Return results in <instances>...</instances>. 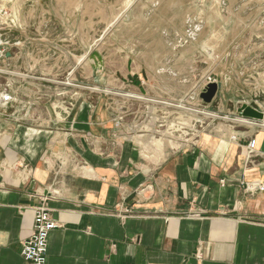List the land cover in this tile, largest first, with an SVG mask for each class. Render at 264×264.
Returning <instances> with one entry per match:
<instances>
[{"label":"crops","instance_id":"crops-1","mask_svg":"<svg viewBox=\"0 0 264 264\" xmlns=\"http://www.w3.org/2000/svg\"><path fill=\"white\" fill-rule=\"evenodd\" d=\"M55 5L27 68L13 52L1 61L15 103L0 111V264H27L39 207L59 225L47 264H264V192L244 189L264 177V118L237 114L246 104L264 115V101L165 135L163 78L179 51L165 52L158 29L79 38V0Z\"/></svg>","mask_w":264,"mask_h":264},{"label":"rangeland","instance_id":"rangeland-1","mask_svg":"<svg viewBox=\"0 0 264 264\" xmlns=\"http://www.w3.org/2000/svg\"><path fill=\"white\" fill-rule=\"evenodd\" d=\"M55 1L0 0V67L8 51L13 52L8 59L13 56L22 71L27 68L33 42L42 45L50 30L45 20L49 9L56 8ZM100 9L107 18L99 17ZM153 15L156 21H151ZM83 22L79 38L104 32L100 40L107 42L109 32L124 36L158 29L165 52L179 51L173 59L175 73H165L163 78L161 101L169 104L165 112L174 114L173 120L163 123L164 134L168 129L181 134L199 131L202 125L218 126L225 117L218 110L221 107L226 111L242 102L264 101V0H79L80 29ZM52 28L59 32L57 26ZM36 60L43 61L42 57ZM81 76L79 86L86 87ZM209 78L221 86L219 101L209 104L211 111L205 110L208 105L199 98Z\"/></svg>","mask_w":264,"mask_h":264},{"label":"built area","instance_id":"built-area-1","mask_svg":"<svg viewBox=\"0 0 264 264\" xmlns=\"http://www.w3.org/2000/svg\"><path fill=\"white\" fill-rule=\"evenodd\" d=\"M3 57V51L0 50V58ZM1 74V69H0ZM212 83L210 78L207 84ZM11 103H15L12 96L7 90L0 88V111L7 109ZM255 148V140L250 139L247 144V153L253 154ZM244 189L247 193H263L264 177L260 180L244 183ZM59 225L49 215L47 209L39 207L35 210L32 232L30 236L22 243L21 256L27 264H47V240L51 231L57 229Z\"/></svg>","mask_w":264,"mask_h":264},{"label":"water","instance_id":"water-1","mask_svg":"<svg viewBox=\"0 0 264 264\" xmlns=\"http://www.w3.org/2000/svg\"><path fill=\"white\" fill-rule=\"evenodd\" d=\"M220 88H221V86L215 82L208 83L203 88V90L200 92L199 98L201 99V101L204 104L209 105L217 97V94L219 93ZM237 114L243 119L260 121V120H263V118H264L263 113H261L260 111L254 109V108H252L246 104H243L238 108Z\"/></svg>","mask_w":264,"mask_h":264}]
</instances>
